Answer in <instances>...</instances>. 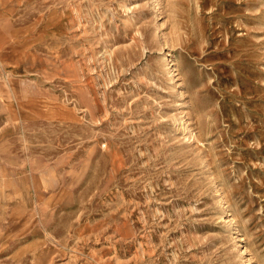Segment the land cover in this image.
Wrapping results in <instances>:
<instances>
[{
  "label": "rangeland",
  "instance_id": "374dc122",
  "mask_svg": "<svg viewBox=\"0 0 264 264\" xmlns=\"http://www.w3.org/2000/svg\"><path fill=\"white\" fill-rule=\"evenodd\" d=\"M0 264H264V0H0Z\"/></svg>",
  "mask_w": 264,
  "mask_h": 264
}]
</instances>
